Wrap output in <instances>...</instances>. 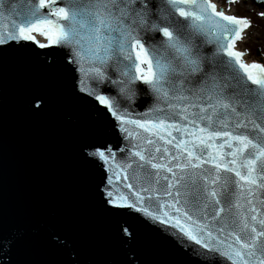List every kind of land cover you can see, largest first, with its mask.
Masks as SVG:
<instances>
[{
  "label": "snow or ice",
  "instance_id": "snow-or-ice-1",
  "mask_svg": "<svg viewBox=\"0 0 264 264\" xmlns=\"http://www.w3.org/2000/svg\"><path fill=\"white\" fill-rule=\"evenodd\" d=\"M0 20V100L11 60L26 112L55 111L71 135L113 264H149L142 233L169 253L151 264H264V63L237 49L249 18L214 0H0ZM44 228L60 264H87ZM0 264H36L2 215Z\"/></svg>",
  "mask_w": 264,
  "mask_h": 264
},
{
  "label": "water",
  "instance_id": "water-1",
  "mask_svg": "<svg viewBox=\"0 0 264 264\" xmlns=\"http://www.w3.org/2000/svg\"><path fill=\"white\" fill-rule=\"evenodd\" d=\"M24 83L21 69L10 60L0 100V215L20 240V258L60 264L44 228L57 223L87 264H113L117 250L93 212L72 137L55 111L45 117L26 112L21 100ZM141 244L149 264L170 258L168 250L147 234L142 233Z\"/></svg>",
  "mask_w": 264,
  "mask_h": 264
},
{
  "label": "flooded vegetation",
  "instance_id": "flooded-vegetation-1",
  "mask_svg": "<svg viewBox=\"0 0 264 264\" xmlns=\"http://www.w3.org/2000/svg\"><path fill=\"white\" fill-rule=\"evenodd\" d=\"M216 1L226 12L249 18L252 22L249 29L255 34L259 32L264 37V17L258 15L264 12V0H236L230 9L225 4V0Z\"/></svg>",
  "mask_w": 264,
  "mask_h": 264
},
{
  "label": "rangeland",
  "instance_id": "rangeland-1",
  "mask_svg": "<svg viewBox=\"0 0 264 264\" xmlns=\"http://www.w3.org/2000/svg\"><path fill=\"white\" fill-rule=\"evenodd\" d=\"M244 47L248 50L247 53L251 58H258L261 54L264 56V37L259 32L253 33L252 37H246Z\"/></svg>",
  "mask_w": 264,
  "mask_h": 264
},
{
  "label": "bare ground",
  "instance_id": "bare-ground-1",
  "mask_svg": "<svg viewBox=\"0 0 264 264\" xmlns=\"http://www.w3.org/2000/svg\"><path fill=\"white\" fill-rule=\"evenodd\" d=\"M214 2H216V3L218 4V6H220L219 3H218L216 0H214ZM246 35L249 36V37H252V36H253V32L248 28V29L246 30ZM246 35H245L244 39L242 40V42H239V43H238V45H239L242 49H244V50H245V47H244V41H245V39H246V37H247ZM243 59L246 60V61H249V62L260 60V61H262V62L264 63V56H263L262 54L259 55L258 58H255V59H254V58H251V57L248 55V53H247V55H245V56L243 57Z\"/></svg>",
  "mask_w": 264,
  "mask_h": 264
}]
</instances>
